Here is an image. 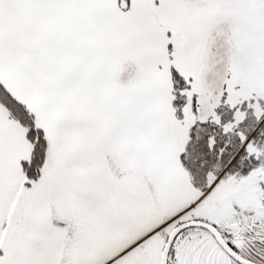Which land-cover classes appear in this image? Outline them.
I'll return each instance as SVG.
<instances>
[{"label": "snow or ice", "instance_id": "1", "mask_svg": "<svg viewBox=\"0 0 264 264\" xmlns=\"http://www.w3.org/2000/svg\"><path fill=\"white\" fill-rule=\"evenodd\" d=\"M0 264H264V0H0Z\"/></svg>", "mask_w": 264, "mask_h": 264}]
</instances>
